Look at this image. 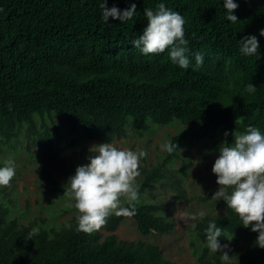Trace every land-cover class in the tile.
Instances as JSON below:
<instances>
[{"label":"trees","instance_id":"trees-1","mask_svg":"<svg viewBox=\"0 0 264 264\" xmlns=\"http://www.w3.org/2000/svg\"><path fill=\"white\" fill-rule=\"evenodd\" d=\"M160 2L107 0L109 8L121 11L134 3L137 12L126 23L112 18L105 23L102 0H0V153L26 136L42 150L41 186L49 192L68 197L64 186L69 177L77 166L89 163L75 156L78 141L111 143L124 135L129 118L138 131L148 129L150 122H179L196 128L197 137L218 136L229 144L235 139L232 133H243L250 125L264 132V36L259 35L264 0H237L235 24L226 19L223 0H163L186 20L192 63L196 53L204 56L198 71L174 65L167 51L144 56L132 43L147 25L145 9L155 10ZM246 35L259 38L255 57L241 54L239 40ZM251 84L256 86L253 93L247 91ZM55 118L59 124L53 123L52 131L49 123ZM61 125L70 139L64 148ZM168 143L176 145L173 153L166 151L140 167V202L131 217L143 235L169 233L175 226L159 202L142 198L158 182L180 188L171 166L184 140L176 133ZM217 190L210 189L205 199ZM6 193L0 189V264H175L152 241L119 238L115 230L126 216L113 214L99 231L78 233L74 201L65 209L73 212L66 222L48 225L42 213L27 222L14 215ZM122 205L127 206L126 199ZM214 206L219 210L198 218L193 229L201 242V249L192 242L199 264H264V249L254 244L258 233L240 225L224 200ZM210 221L229 238L222 251L230 261H222V253H209L204 230ZM33 228L39 232L28 239Z\"/></svg>","mask_w":264,"mask_h":264},{"label":"clouds","instance_id":"clouds-1","mask_svg":"<svg viewBox=\"0 0 264 264\" xmlns=\"http://www.w3.org/2000/svg\"><path fill=\"white\" fill-rule=\"evenodd\" d=\"M226 19L235 24L239 18L235 14L239 4L237 0H223ZM102 19L109 23V19L126 23L137 12L136 4L123 11L117 6L109 8L107 0H102ZM144 15L147 25L143 34L132 43L144 56L160 55L167 51L171 62L184 70L190 67L198 71L204 65V56L196 53L195 64L188 53L189 41L185 38L184 16L173 11L161 2L156 9L146 8ZM264 36V29L259 32ZM240 41L241 54L246 57H255L260 51V41L256 35H246ZM256 86L251 84L247 91L253 93ZM238 123V121H237ZM235 142L225 141L219 148L220 155L215 160L212 172L217 176L220 188L212 196L213 199L226 202L227 208L238 215L245 228H251L258 236L254 244L264 249V132L256 126H248L243 133H232ZM229 133L225 132V136ZM230 145V146H229ZM176 145L166 143L161 146L168 153L175 151ZM89 163L77 166L75 174L69 177L65 187V194L73 200L77 212L75 230L86 234L99 231L107 219L116 216H132L136 214L140 202L135 179L139 175V162L147 156L144 151L121 149L111 143L94 144L90 148ZM15 176V167L12 160L0 165V187L9 186ZM126 199L127 206L122 205ZM203 211L198 214L185 213L182 217L187 221H196L203 218ZM255 222V223H253ZM196 228V223L190 225ZM72 228V225L68 226ZM205 235L210 254L222 253V261H230L227 252H223L218 240L224 235L221 227L215 221H210ZM39 232L33 228L28 233V239H33Z\"/></svg>","mask_w":264,"mask_h":264},{"label":"rangeland","instance_id":"rangeland-1","mask_svg":"<svg viewBox=\"0 0 264 264\" xmlns=\"http://www.w3.org/2000/svg\"><path fill=\"white\" fill-rule=\"evenodd\" d=\"M53 123L59 124L58 119L55 118L52 123H49L52 131H54ZM128 123L124 135L115 138L111 144L121 149L147 153V156L139 162V175L135 179V187L139 186L143 176L140 167L156 162L166 153L161 146L170 141L171 135L176 133L182 135L184 146L179 150L180 157L171 166L174 167L173 172L180 180V188L162 181L153 184L142 196L144 201L159 202L163 206L165 216L175 220L172 232L143 235L137 228L135 219L126 216L115 230L116 234L121 239L142 238L156 243L165 256L173 260L175 264H199L193 252L192 242H196L198 249H201V242L195 239L193 228L190 226L196 221L186 222L182 217L185 213L198 214L203 211L207 214L219 210L214 206L216 200L212 196L210 199H205V197L210 189L220 188L212 168L220 155L219 148L227 140L218 136L197 137L196 128L184 126L179 122L170 125H157L150 122L148 129L140 131L133 128V118H129ZM61 136L64 148L69 144L70 139L63 125H61ZM234 142L235 139L230 140V144ZM94 144L102 143L91 138L78 141L74 147L75 156L87 161L88 156L91 155L90 148ZM14 145L15 148L6 147L4 152L0 153V164L7 160L14 162L13 180L9 186L0 187L7 191L6 202L9 203L12 200L13 214L23 215L24 222L40 213L48 218V225L58 226L66 222L73 212H65V209L72 206L73 200L60 193H51L41 186L43 177L40 169L44 165L42 150L36 144L28 142L24 135L15 141ZM64 151L73 152L71 148H65ZM182 168L186 170V174L181 171ZM180 189L183 190L182 194H180ZM218 240L222 245H230V240L226 236Z\"/></svg>","mask_w":264,"mask_h":264}]
</instances>
